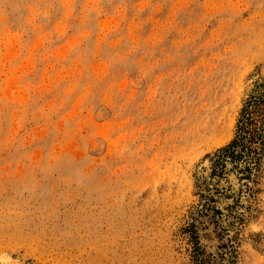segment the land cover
I'll return each mask as SVG.
<instances>
[{
    "label": "rangeland",
    "instance_id": "374dc122",
    "mask_svg": "<svg viewBox=\"0 0 264 264\" xmlns=\"http://www.w3.org/2000/svg\"><path fill=\"white\" fill-rule=\"evenodd\" d=\"M263 82L264 0H0V264H264V152L196 214Z\"/></svg>",
    "mask_w": 264,
    "mask_h": 264
},
{
    "label": "trees",
    "instance_id": "16d2710c",
    "mask_svg": "<svg viewBox=\"0 0 264 264\" xmlns=\"http://www.w3.org/2000/svg\"><path fill=\"white\" fill-rule=\"evenodd\" d=\"M263 152L264 82L246 102L234 139L214 154L210 176L199 187L202 203L196 214L207 216L213 213L216 220H227L230 226H234L236 221L241 222L243 219L240 211L244 207V198L256 192ZM231 175L238 180V190L229 180ZM223 183L227 187L222 186ZM220 200L231 201L225 208L226 214L216 207ZM195 248L198 258L201 255L200 249H197L198 243Z\"/></svg>",
    "mask_w": 264,
    "mask_h": 264
}]
</instances>
